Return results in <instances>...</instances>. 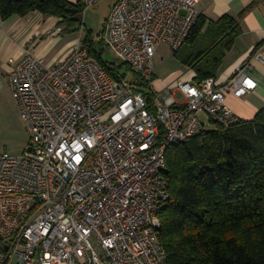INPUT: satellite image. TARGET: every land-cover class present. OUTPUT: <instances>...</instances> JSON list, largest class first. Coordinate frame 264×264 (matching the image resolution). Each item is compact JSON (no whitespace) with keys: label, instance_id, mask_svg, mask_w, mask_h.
Listing matches in <instances>:
<instances>
[{"label":"built area","instance_id":"2783aa9c","mask_svg":"<svg viewBox=\"0 0 264 264\" xmlns=\"http://www.w3.org/2000/svg\"><path fill=\"white\" fill-rule=\"evenodd\" d=\"M80 1L84 12L99 2ZM197 3L116 1L104 40L131 77L112 76L80 42L52 64L28 48L12 68L31 145L0 153V264H166L167 149L209 122L238 121L226 96L254 91L253 60H264L263 43L227 79L157 88L155 54L162 44L181 48L201 14Z\"/></svg>","mask_w":264,"mask_h":264},{"label":"trees","instance_id":"16d2710c","mask_svg":"<svg viewBox=\"0 0 264 264\" xmlns=\"http://www.w3.org/2000/svg\"><path fill=\"white\" fill-rule=\"evenodd\" d=\"M35 10L60 18L64 31L83 25L72 19L84 14L80 0H0L4 20ZM241 31L230 14L216 21L200 14L177 56L195 71L197 83L218 76ZM98 41L102 46L103 34L96 39L90 29L82 45L119 77L126 63L104 61ZM166 157L170 199L160 212L166 264H264V109L252 120L239 118L228 127L217 123L171 145Z\"/></svg>","mask_w":264,"mask_h":264},{"label":"crops","instance_id":"0c3cea01","mask_svg":"<svg viewBox=\"0 0 264 264\" xmlns=\"http://www.w3.org/2000/svg\"><path fill=\"white\" fill-rule=\"evenodd\" d=\"M69 1L77 3L79 0ZM197 7L209 20L216 21L225 14H230L240 22L242 31L237 36L233 47L226 52L218 73L220 78L227 79L234 74L238 65L253 58L256 48L264 41V0H198ZM65 27L66 24H62L60 18L45 16L37 10L24 16L13 15L6 20L0 15V119L6 112L7 104L15 101L8 75L25 56L28 48L35 50L52 64L64 60L82 41L81 37L78 39L73 37L72 28L64 31ZM59 28L60 32L53 34ZM253 63L251 75L258 82L257 88L241 97L229 93L225 100L234 113L245 120L254 119L256 114L264 109V60L255 59ZM184 67L188 68L187 71H184L177 79H194L195 71L185 65ZM161 85L160 88L165 87L166 82H161ZM17 114L20 116L19 110ZM18 116L15 118L16 121L19 120ZM20 118L22 119L21 116ZM22 121L26 125L23 119ZM22 128L25 130V127L22 126ZM30 145L29 136L27 149ZM21 153L23 151L11 154Z\"/></svg>","mask_w":264,"mask_h":264},{"label":"rangeland","instance_id":"374dc122","mask_svg":"<svg viewBox=\"0 0 264 264\" xmlns=\"http://www.w3.org/2000/svg\"><path fill=\"white\" fill-rule=\"evenodd\" d=\"M116 0H99V2L90 10L84 12L83 25L77 31H74L73 37L77 39L86 37L90 29L94 37L97 39L98 34L105 36L107 15L110 13L112 6ZM106 19V20H105ZM105 21V23H104ZM104 32V33H103ZM68 33V32H66ZM105 41V40H104ZM97 42V41H96ZM82 44V41L80 42ZM101 42L98 41L97 49L101 51L104 61L115 63L120 65L124 63V60L116 54V51L106 45L103 42L102 50ZM188 68L179 60L177 53L173 51L168 45L162 44L158 48L154 57V76L155 86L160 88L161 82H166V85L171 84L175 79L180 77L184 71ZM122 72L128 71L129 76H132L131 70L125 65L121 68ZM184 79V78H182ZM197 83V82H196ZM17 107L15 101L10 102L6 106V112H4L0 119V153L8 150L11 153L24 152L28 148L29 134L26 130V125L17 114ZM18 116V121L15 118ZM215 122H209L206 124L207 130H213L216 128ZM25 127V130L24 128ZM22 128V129H21ZM25 149V150H24Z\"/></svg>","mask_w":264,"mask_h":264},{"label":"water","instance_id":"95a60500","mask_svg":"<svg viewBox=\"0 0 264 264\" xmlns=\"http://www.w3.org/2000/svg\"><path fill=\"white\" fill-rule=\"evenodd\" d=\"M72 19H73V20H76V21H83V19H84V14H83V13H80V14H78L77 16H74Z\"/></svg>","mask_w":264,"mask_h":264}]
</instances>
